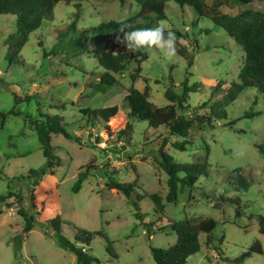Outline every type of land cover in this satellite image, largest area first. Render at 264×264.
Segmentation results:
<instances>
[{
  "label": "rangeland",
  "instance_id": "rangeland-1",
  "mask_svg": "<svg viewBox=\"0 0 264 264\" xmlns=\"http://www.w3.org/2000/svg\"><path fill=\"white\" fill-rule=\"evenodd\" d=\"M246 8L264 14V0H222L219 5L220 11L232 15ZM137 10L134 0L59 2L53 8L52 19L43 21L29 35L18 54L22 62L12 65L5 59L4 41L15 30L14 16L0 15V195L9 191L21 193L22 206L36 220L20 253L15 255L11 238L21 231L23 221L15 205H0V264H77L74 255L60 248L52 235L48 221L55 215L64 223L63 230L69 238L73 236L71 227L75 226L86 231L101 230L114 242L117 259L105 252L101 237L93 238L89 248L99 264H155L150 246L166 248L176 241L174 231L157 228L167 226L168 219L179 221L185 217L217 221L212 231L214 244H207V234L202 233L200 249L187 258V264H234L221 259L220 252L231 260L256 242L262 245L263 253L253 254L240 264H264V234L259 231L258 222V216H264V153L257 149L264 141V94L254 87H245L225 108L226 119L216 121L211 128L191 131L192 143L185 150L165 147L177 162L207 164V175L193 187L180 189L172 202L165 200L167 175L157 163L160 143L167 136L165 128L154 129L145 121L131 119L130 131L125 129L130 134L118 133L129 122L124 96L131 86L142 90L147 82L151 88L149 99L163 106L167 104L163 93L169 80L178 86L189 73V83L202 84L198 92L189 95L188 103L194 107L209 98L217 81H237L244 53L235 41L211 20L198 19L189 6L167 1L166 18L158 23L165 30L183 35L175 37L176 52L186 50L194 55L192 66L188 67L186 59L176 52L166 58L156 47L142 49L145 58L139 65L140 77L134 82L130 74L136 72L138 65L133 62L119 76L118 83L105 92L90 89L102 69L94 57L96 38L89 29L126 19ZM216 97L215 94L211 101ZM113 105L119 111L110 119L109 131L80 114L86 107ZM12 110L18 115L11 114ZM40 113L62 116L70 138L63 134L51 136L59 165L52 172L46 171L34 187L33 209V187L26 175L28 170L45 164L32 125L42 119ZM246 113L257 114L244 117ZM229 121L233 124L226 125ZM237 168L249 181L245 191H234L228 185L230 172ZM80 172L86 175L80 189L74 191ZM110 178L121 183L134 182L136 188L127 197L108 187ZM145 193L163 198L164 216L155 213L153 202ZM137 211L145 214L144 221L153 224L149 233L135 217Z\"/></svg>",
  "mask_w": 264,
  "mask_h": 264
},
{
  "label": "trees",
  "instance_id": "trees-1",
  "mask_svg": "<svg viewBox=\"0 0 264 264\" xmlns=\"http://www.w3.org/2000/svg\"><path fill=\"white\" fill-rule=\"evenodd\" d=\"M138 5L137 12L120 21H108L100 23L89 29V32L96 38L94 57L102 71L95 75L96 80L90 84L93 92H105L110 87L118 83L119 76L134 62L138 66L136 72L130 74V79L134 82L140 77L139 66L145 55L139 50L136 53H129L123 44L116 41L119 29L124 24H130L133 28H152L159 25V21L166 18L165 5L167 1H173L180 6H189L197 18H206L215 25L220 26L231 37L236 45L244 53L242 66L237 75V81L226 84L224 81H217L212 87L209 98L199 106H190L189 95L198 92L202 86L200 82L189 83L188 75L178 86L170 79L165 90L164 98L166 105L157 106L150 97V85L146 82L142 90L131 86L125 96L124 102L127 109L125 127L118 133L129 135L132 127L131 119L145 121L151 128L164 127L167 136L160 143L158 149L157 163L167 175L168 192L165 196L167 202H172L177 193L183 187H193L203 176L207 175L206 162L182 163L177 162L169 155L165 149L170 145L177 150H185L186 146L192 143L191 131L202 130L206 127H213L216 121L226 119V107L233 103L245 87H254L258 92L264 94V14L259 10L246 8L232 15L220 11L219 5L222 0H134ZM211 1V4L208 2ZM251 0H240L241 3H249ZM69 3V0H0V15H12L15 17V30L8 34L4 44L6 46L5 59L8 64H20L18 54L26 44L29 35L39 29L45 20L53 17V8L59 3ZM74 27V24L71 25ZM132 29H125L131 31ZM171 32L177 38L183 35L174 30H165V34ZM194 51L197 49L196 41ZM178 55L186 59L187 66L191 67L194 55L188 54L186 50H177ZM141 57V59H140ZM144 57V58H143ZM90 76V75H89ZM94 76V74L92 75ZM179 89V91H178ZM217 95L214 101L212 98ZM30 98V97H29ZM15 103H17L14 94ZM63 106L64 103H61ZM39 110V107L37 108ZM203 111H200L202 110ZM119 107L117 105L91 109L89 107L80 110V114L86 120L97 122L109 131V121L117 115ZM13 115H18L14 110ZM257 113H246L244 117H251ZM42 119L32 122L36 132L38 142L45 158V164L39 169H30L26 178L31 180L32 191L30 194L31 207H35L34 187L46 171L52 170L59 165V158L53 153L51 136L63 134L66 138L70 135L65 129L66 123L62 116L57 114L40 113ZM226 125H232L229 121ZM95 125V124H94ZM128 132H126L127 130ZM172 138L179 140L173 141ZM206 157L208 155V147ZM257 149L264 153V141L257 145ZM85 172H80L74 185V191L81 187ZM228 185L234 191H245L249 186V181L237 168L230 172ZM109 188L121 191L127 197L136 188L134 182H117L110 178L107 184ZM148 196L154 206L155 213L164 216L163 198L156 193L143 194ZM138 198L141 195L137 196ZM12 199V200H11ZM11 200V201H8ZM23 197L21 193L9 191L6 195H0V205L8 208L15 205L17 215L22 218L23 226L21 231L11 238L15 255L19 254L22 244L36 222L33 213L22 206ZM2 211L0 210V213ZM237 214L239 212L237 211ZM145 214L137 211L135 217L147 228V233L152 229L153 224L144 221ZM259 231L264 234V216H258ZM55 237L57 245L65 251L73 254L77 264H99L100 260L91 252L89 245L94 237L99 236L104 240V250L112 259H117L118 255L113 246L114 242L109 240L101 230L86 231L75 226H70L73 230L72 238H69L64 230V223L59 215H55L48 221ZM217 221L209 217H185L179 221L168 219L165 227L157 228L158 231L166 228L171 229L176 234V241L166 248L150 246V252L155 264H187V258L197 253L200 249V235L207 234L206 243L214 244L212 231ZM214 248L218 249L215 245ZM263 248L259 242L251 245L238 257L228 259L221 255L220 258L228 260L234 264L243 261L253 254H262Z\"/></svg>",
  "mask_w": 264,
  "mask_h": 264
},
{
  "label": "clouds",
  "instance_id": "clouds-1",
  "mask_svg": "<svg viewBox=\"0 0 264 264\" xmlns=\"http://www.w3.org/2000/svg\"><path fill=\"white\" fill-rule=\"evenodd\" d=\"M129 28L132 30L125 31V29ZM118 33L116 41L123 44L129 53L156 47L163 52L166 58H171L175 55V35L171 32L165 34L163 25H157L154 28H133L130 24H124Z\"/></svg>",
  "mask_w": 264,
  "mask_h": 264
},
{
  "label": "crops",
  "instance_id": "crops-1",
  "mask_svg": "<svg viewBox=\"0 0 264 264\" xmlns=\"http://www.w3.org/2000/svg\"><path fill=\"white\" fill-rule=\"evenodd\" d=\"M14 23H15V17H14Z\"/></svg>",
  "mask_w": 264,
  "mask_h": 264
}]
</instances>
